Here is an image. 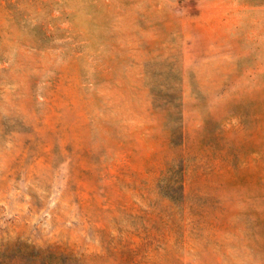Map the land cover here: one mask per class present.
<instances>
[{"label": "rangeland", "instance_id": "obj_1", "mask_svg": "<svg viewBox=\"0 0 264 264\" xmlns=\"http://www.w3.org/2000/svg\"><path fill=\"white\" fill-rule=\"evenodd\" d=\"M0 264H264V0H0Z\"/></svg>", "mask_w": 264, "mask_h": 264}]
</instances>
